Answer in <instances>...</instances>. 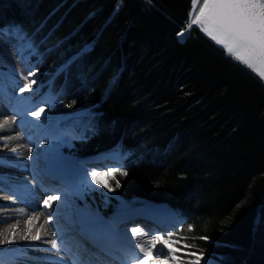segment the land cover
Returning a JSON list of instances; mask_svg holds the SVG:
<instances>
[{
    "label": "trees",
    "instance_id": "obj_1",
    "mask_svg": "<svg viewBox=\"0 0 264 264\" xmlns=\"http://www.w3.org/2000/svg\"><path fill=\"white\" fill-rule=\"evenodd\" d=\"M192 3L0 0V28L38 49L57 100L43 115L85 129L64 150L128 156L113 193L87 185L82 204L108 216L169 206L215 264H264V83L200 30L179 37Z\"/></svg>",
    "mask_w": 264,
    "mask_h": 264
},
{
    "label": "bare ground",
    "instance_id": "obj_2",
    "mask_svg": "<svg viewBox=\"0 0 264 264\" xmlns=\"http://www.w3.org/2000/svg\"><path fill=\"white\" fill-rule=\"evenodd\" d=\"M202 3L203 0L200 6H202ZM199 7L194 14L199 13ZM4 31L9 32L7 29H0V32ZM15 37L10 35L7 38L0 37V53L6 54L7 52L8 60L11 61L10 67L16 71L14 73L7 72L2 70V66H0L1 78L11 87L7 90L9 94L7 99L0 102V125H2V127H0V171H2L0 172V188L5 186L8 192H15L14 188L19 189L20 192L24 190V194H19L17 198L28 201L27 209L34 211V214L26 216L24 213L14 224H4L5 219H3V216H0V264H29L28 259L38 261L36 264H53L51 260L43 259L41 256L35 257L37 255L36 252L45 250L41 247L42 245L39 244V242L43 241H47L50 245L47 250L56 254L57 264H68L67 261L62 258L63 253H65V248L67 247V241L64 240L61 232L72 230L75 224L82 220H90L94 223L100 221L101 225L104 227H114L118 224L117 221L114 220H107V222L109 221L107 223L105 221L106 217L103 216V214H97V216L86 215L84 211L78 210L80 207H78L76 203L73 205L68 197V190H71L69 183L63 186L60 191H41L37 194L33 190L34 188L31 183L24 184L25 181L23 177L26 176L28 179H32L34 184L40 185L43 176L47 177L51 175V172L56 171V166L54 161L44 158L45 151L39 148V145L43 144L45 140L42 137H36L35 131H31L28 127L29 122L23 123L24 121L21 113L26 111L27 109L25 110V108L27 107H24L26 105L19 99H21L20 97L22 96L20 93L22 94L25 92L20 91L21 84H23L22 82L25 77H22L20 72H18L21 70V68H19L20 61L14 53V50H10L11 48L9 47L15 45L17 41ZM14 148L16 149L15 152L12 151ZM29 148H31V152L28 151ZM76 167L77 164L75 163L73 169H66V171H63L60 175L64 173L66 176L79 178L85 171L79 170L80 173H78V171L75 170ZM5 168L8 170H5ZM49 179H51V177ZM55 180L56 179H53V181ZM47 195H52L53 200L51 206L45 208L44 199L47 198ZM145 214H141L144 217H140L143 222H146L143 227V232L152 238L157 235L161 237L166 236V227L162 226L160 223L158 224L156 221L158 215L161 216L165 214V212L159 211L156 216L153 211L147 209ZM133 219L136 220L137 217H132V220ZM137 220L140 219L138 218ZM152 224L157 227L156 231L152 230ZM18 229L24 230L26 232L25 235L15 236L14 233ZM53 231L56 233L55 236L52 235ZM37 234H39V239L35 238ZM53 239L57 242V249H53L49 243V241ZM7 240H11L12 242L7 243ZM160 248H163L164 251L167 252V248L164 247V245L157 243L153 250L154 254L156 253V249ZM140 255L143 256V254ZM141 264H162V262L142 259Z\"/></svg>",
    "mask_w": 264,
    "mask_h": 264
},
{
    "label": "snow or ice",
    "instance_id": "obj_3",
    "mask_svg": "<svg viewBox=\"0 0 264 264\" xmlns=\"http://www.w3.org/2000/svg\"><path fill=\"white\" fill-rule=\"evenodd\" d=\"M195 7L196 3L193 0V8ZM190 16L192 18L186 22L185 30L190 29L193 24L197 25L217 45H220L231 58L254 72L261 80H264V0H203L202 6L199 7V13H190ZM9 35L11 33L7 31L0 32V37L7 38ZM179 35L182 36L183 32ZM30 75H35V73L32 72ZM34 83L35 81H29L20 88V91H25ZM43 111V108H34L31 115L39 119ZM12 151L15 152L16 149L14 148ZM28 151L31 152V148ZM120 174L126 175L124 172H120ZM97 175V172H91L93 181L99 184L100 181L96 180ZM106 175L111 178L112 170H109ZM103 186L108 188L110 192L113 190L108 184ZM116 187H119L118 183ZM52 200L53 196L47 195V198L44 199L45 208L51 206ZM19 214L23 215V209L20 210ZM188 230L191 231L192 227L189 226ZM131 232L133 237L139 238V243L128 253L125 264H141L142 259L161 261L162 264H185L183 256H178L177 253H182L189 247H195L189 245L185 238L173 233H169L164 237L157 235L152 238L140 228L134 227ZM52 235H56L55 231L52 232ZM35 238L39 239V234ZM6 242L11 243L12 241L7 240ZM49 243L53 249L58 248L55 239L49 241ZM157 243L164 245L167 252L160 248L156 249L154 254L153 249ZM135 248L139 249V253L135 252ZM188 255L187 264H201L203 253L193 252ZM192 256H195V259H191ZM73 264H107V262L77 255L73 260Z\"/></svg>",
    "mask_w": 264,
    "mask_h": 264
},
{
    "label": "rangeland",
    "instance_id": "obj_4",
    "mask_svg": "<svg viewBox=\"0 0 264 264\" xmlns=\"http://www.w3.org/2000/svg\"><path fill=\"white\" fill-rule=\"evenodd\" d=\"M201 1L202 0H195V3H196L195 8H193V3H192V12L191 13H195V11L198 9V7L201 4ZM194 28L200 30L208 39L213 41L209 36H207L195 24H193L191 26V28L188 30H185V28H184L181 31V32H183V35L182 36L180 35L179 37L183 38L184 36H187ZM9 30L11 31V32L10 31L9 32L12 34L13 37L16 36L15 38L17 40L15 42L14 46H9V47L11 48L10 50H12V49L14 50V53L16 54L18 60L20 61L19 62V68H21V70L18 72H20V75H22V77H27V79H24V81L22 82L23 84H21V85L23 86L24 84L28 83L29 81H35V83L32 84L30 88L26 89L24 93H22V94L20 93V95H22V96L20 97L21 99H19V100H21V102H24L23 104L26 105L24 107H27V108H25V110L26 109L27 110L21 113V116H22L23 121H24L23 123L29 122L28 127L30 128L31 131H33V132L35 131L36 137H42L46 141V142L44 141L43 144L39 145V148L43 149L45 151L44 152L45 153L44 158L45 159L47 158V160L54 161L55 163H57L58 161H60L61 158H63V155L54 156V153L58 152L60 149H63L65 147L69 146L68 145L69 135L62 134L61 132H65V131L69 132L70 135L73 137H75V135L73 134L71 129L54 130L52 126L46 127L45 124L43 123V121H45V119L43 117L40 116L39 119H37L31 115V111L34 108L50 109L51 105L54 102L53 95L50 93L49 90H46L43 86H41V84L38 80L37 72H36L35 68L32 67L31 58L33 59V57H34L37 60L39 59V52H38L37 47L34 44L29 43L27 38H25L24 36L22 37V35H20V33L17 30H15V29L14 30L9 29ZM215 45L218 46L219 48L223 49L220 45H217L216 43H215ZM224 52H225V50H224ZM225 54L228 57H230L226 52H225ZM7 56H8L7 52H6V54L0 53V66H2V70L14 73L16 71L12 67H10L11 61L8 60L9 58ZM231 59H233V58H231ZM54 71L56 74L57 70H54ZM32 72H34L35 75H30V73H32ZM262 81L264 83V80H262ZM47 83H48V80H46L45 84H47ZM122 158H121V160H122ZM72 161L75 163L84 162V161H82V162L77 161L74 157L72 158ZM116 165H117L116 167H113L112 169H107L105 172H97L98 175L96 176V180L100 181L99 184H97V183H95V181H93V179L91 177V172H89L88 169L76 167L75 170L78 171V173H80L79 170L80 171L84 170L85 172L82 173L81 176L76 179L75 186L71 187L70 188L71 190L68 191V197L70 199V202L73 205L76 203V205L78 207H80L79 209L78 208L77 209L80 211H84L86 215L97 216L98 213L94 214L93 212H91V213L89 212V214H88L87 210L89 207L82 206L81 203L79 202V201H81L79 199L84 198V195L77 196V193L80 189L84 188L83 184L85 182V177H86V182H90L91 185H95L97 188H100L99 191H100L101 195L106 194V196H107V194L109 195L110 193H113L112 191L111 192L108 191V188L104 187L103 185L108 184L110 177L108 175H106V173H108L109 170H112V173H113L115 169L121 168V163L116 164ZM107 199H108V197L103 198V202L105 205H106ZM145 208H147V207H144V209L141 211L143 212L145 210ZM85 209H87V210H85ZM151 209H153V211H156V212L158 211L155 215H158L159 211L164 210V208H158L157 206H152ZM140 212H138V213H140ZM122 215H123V213H121L120 216H117L113 220L119 221V219L122 218ZM139 216L144 217L143 215H139ZM179 224H180L179 219H177L176 223H173L172 227H166L167 228L166 235L169 233H173V234L179 235L181 237L180 233L182 230L179 231ZM187 240H186V242L188 243L189 240L188 241ZM194 249H196V248L195 247H189V248L185 249L182 253L178 252L177 255L183 256V258L185 260V264H187V260L189 259L188 254L196 252V251H194ZM197 254H199V253H197ZM191 259H195V256H192ZM205 262H207V264H215V262L212 260L211 256L203 254L202 259H201V264H205Z\"/></svg>",
    "mask_w": 264,
    "mask_h": 264
}]
</instances>
